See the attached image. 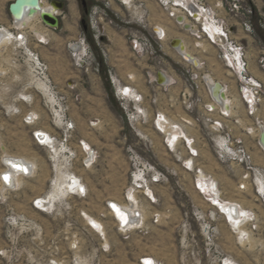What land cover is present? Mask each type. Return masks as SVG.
<instances>
[{
  "label": "rangeland",
  "instance_id": "obj_1",
  "mask_svg": "<svg viewBox=\"0 0 264 264\" xmlns=\"http://www.w3.org/2000/svg\"><path fill=\"white\" fill-rule=\"evenodd\" d=\"M59 1L64 2L58 14L60 26L42 30L45 32V38H40L43 42L32 32L40 31L37 21L36 25L33 22L29 25L27 33L30 48L49 67L53 95L36 88L38 77L25 47L11 40L0 46V159L5 147L9 154L35 161L38 169L34 178L21 181L19 191L9 194L6 201H0V247L6 242L4 217L12 209L36 220L49 242L59 240L62 264H140L143 256L153 257L158 264H215L220 255H230L242 264H264V242L260 235L264 229V191L261 189L263 196H256L248 182L246 190L239 189V184L244 183L242 167L232 162L223 163L218 158L214 142L218 133L209 120L217 118L218 113L206 110L213 102L205 85V75H211L227 87L233 103L232 112L225 120L229 132L233 137L245 139L255 163L262 168L264 151L259 145L257 121L264 122V106L255 118L247 117L236 78L222 65L214 46L180 28L154 0H130L127 6L110 0L106 6L116 24L101 20L105 56L94 41L91 28L88 32L83 30L82 0ZM92 1L91 7L102 0ZM249 1L255 9L256 34L254 39L248 38L249 56L254 64L258 48L264 47V0ZM12 2L14 0H0V22L4 20L6 26L10 25L8 7ZM71 3L76 5L77 14L70 25ZM155 26L166 29L165 37L154 38ZM84 37L91 48L86 51L84 47L83 53L72 55L69 47H74L76 42L83 43ZM135 37L151 42L154 58L134 51L132 40ZM175 38L186 41L188 50L200 58L202 68L193 67L176 52L171 46ZM200 43L202 47L198 46ZM82 61L81 67L79 62ZM147 70L156 77L162 72L171 82L157 87L151 83ZM115 80L117 84L112 82ZM130 85L143 96V114H139L137 120H130L128 113V109L134 110L137 105L122 99L120 93L123 87ZM32 112L36 114L34 123H27ZM158 114H164L165 118L164 127L159 124L163 118L157 122L159 131L155 124ZM183 119L192 123L185 125ZM66 122L74 125L69 132ZM175 122L183 124L182 133L195 140L199 152L193 168L185 160L190 155L183 138L172 147L165 142L168 127ZM35 130L48 132L56 140L55 147H39L33 138ZM89 148L94 151L90 165L85 163ZM131 157L141 164L155 166L164 177L153 186L156 202H141L138 196L136 198L143 209L141 228L122 234L107 212L106 202L123 200L134 170ZM199 170L211 194L217 184L225 200L236 201L243 207L248 221L258 218L259 229L254 235L247 221L243 226L246 232L237 233L241 243L237 242L227 219L216 213L208 196L198 189ZM62 174L80 180L87 188L86 196L71 194V188L65 185L55 203L47 206L45 212L48 213L32 210V199L41 194L48 196ZM155 215L160 216L158 223H155ZM90 218L101 222L105 234L101 233V226V234L88 227ZM208 223L220 233L218 245L211 247L210 255L201 235V226ZM74 240L79 241L76 251L71 249ZM26 243L34 244L24 242L18 248L20 252L28 248ZM0 264L18 263L0 258Z\"/></svg>",
  "mask_w": 264,
  "mask_h": 264
},
{
  "label": "built area",
  "instance_id": "obj_2",
  "mask_svg": "<svg viewBox=\"0 0 264 264\" xmlns=\"http://www.w3.org/2000/svg\"><path fill=\"white\" fill-rule=\"evenodd\" d=\"M103 1L107 2L104 3ZM127 1L128 0H116V2L122 6H127ZM132 1L133 0H131V2ZM154 1L165 12L168 18L180 26V28L214 46L217 57L222 65L236 78L239 97L245 106L246 116L249 118H255L258 112H262L264 106V47L258 48L254 64L251 61L248 49V38L254 39L256 34L254 27L255 9L253 4L249 0H216L214 3H210L207 0ZM110 3V0L98 1V3L90 7L88 14V25L92 30L93 39L104 56L106 55V51L102 45L104 37L101 30V20H107V22L112 25L116 24L115 18L109 15L110 10H108V7L106 6ZM185 27L189 28L185 29ZM7 30H11L12 33H18V30L10 29L4 24H0V31L6 33ZM194 30L195 33H192ZM152 31L154 33V38L160 40L159 33L156 30ZM244 33L248 36H242L245 35ZM29 41V36L25 32H19L14 38L15 43L27 49L28 60L33 66L38 80L52 86L47 63L43 61L35 50L29 48ZM38 41L43 42L40 38H38ZM82 41L86 51L91 48L86 42V37L82 38ZM132 45L134 51L143 52L149 58L155 57V50L152 48L151 42L147 39L142 41L141 38L135 37L132 40ZM69 49L72 55L76 56L75 46H70ZM90 54H92L91 50ZM80 59L81 58L78 57L79 61ZM83 65V61L79 62V66L82 67ZM200 66V68H202L203 64L201 63ZM146 74L151 83L157 87L165 85L158 84L156 74H153L151 70H147ZM193 76L194 78H198L197 74H193ZM201 79L203 80V76H201ZM112 82L117 84L116 80ZM167 84L168 83H166V85ZM120 93L122 99H126L134 103V105H137L134 110L128 109V113L131 115L130 120H137L138 117L140 119L139 114H143V109L141 108L143 96L139 90L130 85L123 87L120 90ZM211 109L212 107L208 105L206 110L209 113H218L217 118H212V120L209 118V120L212 121L211 126L216 133H218L217 137L214 139L215 151L218 158L223 163L232 162L241 166L243 169L241 180L244 183L248 182V184L250 183V185H252L254 192L257 194L256 196H263L261 189L264 188V168L255 163L253 152L245 139L241 136L233 137L230 134V128L225 121L229 116L226 113L220 112L218 109ZM162 115L164 114H158L156 118V129L158 128V120L163 118ZM26 122L31 123V117H29ZM235 123L238 124V119H235ZM238 125L241 126L242 124ZM65 127L66 131L69 132L74 128L73 122H66ZM241 128L244 130L242 126ZM173 132H175V130H173ZM47 134L48 133L43 130H35L33 132V138L39 147H46L48 145ZM165 136V142L168 147L175 146L176 143L182 139L180 134L172 136L169 132ZM52 139L55 138L52 137ZM186 146L190 149L191 153L195 154V152L191 150V145L188 141L186 142ZM131 153L134 154L132 151ZM8 156H5L3 153L0 159V186L6 189V195L3 198H0L1 202L6 201L8 195L12 192L19 191V179H32L36 176L38 171L37 165L35 166L36 171L33 173L34 168L32 164L26 163L19 158H14L13 156L7 158ZM131 158L134 164V170L131 173V183L125 188L123 200L117 202L124 203V205L130 204L131 197L134 194L139 197L141 202L142 200L152 203L156 202V194L153 186L162 181L164 174L158 171L155 166L144 165L141 164V162H138L136 160L137 158L135 160H133L134 157ZM5 176L8 177L7 180L5 179ZM78 183H80V180H78ZM69 187L71 188V194H74L77 197L86 196L87 188L85 185L78 186L72 184L71 186L69 185ZM197 187L202 191L199 182L197 183ZM239 189L246 190L247 188L241 183L239 184ZM45 196L46 195L41 194L32 199V210L40 214L48 213L45 212L47 209ZM221 196L222 197L219 199L221 204L216 206L218 207L216 212L221 218L225 219L226 216L228 218V223L231 226L228 217L230 213V204L228 200H225L222 192ZM215 205L217 204L213 201V206ZM223 206L226 207L223 209ZM106 209L112 217L114 214L116 219L114 217L113 219L116 222L118 230L122 234L138 230L143 224V222L136 224L135 221L129 219L123 221L120 212H118V208L115 206V202L112 200L106 202ZM231 209L234 210L233 208ZM232 212L234 214V211ZM254 215L256 216V214ZM139 217L140 213L139 211H136L134 219ZM159 217V215H155V223L159 222ZM212 220H215V218ZM3 223L5 226L6 242L4 246L0 247V258L8 261L11 260L13 263L18 264H62L59 240L52 239L49 242L44 238L43 227L36 220L30 218V216L26 214L18 213L11 209L10 211H7ZM257 223L258 218L256 221H248V229L253 235L255 233L254 231L259 229ZM88 224L90 229L101 234L100 229L93 222H88ZM231 229L236 236L237 242L241 243L236 230L233 227H231ZM201 233V235H203L202 241L209 247L207 250V254H209L211 247L213 245H218L217 241L220 235L219 230L211 223H208L201 226ZM260 235L264 242L263 228ZM243 237L246 238L245 235ZM24 242H32L34 244L31 246L29 243H26L28 248H26L23 253L20 252L18 248L24 244ZM78 244L79 241L74 240V243L71 244V249L74 251L78 250ZM149 262L150 264H158L157 260L151 256H143L140 258V264H149ZM214 262L215 264H242L230 255H220Z\"/></svg>",
  "mask_w": 264,
  "mask_h": 264
},
{
  "label": "bare ground",
  "instance_id": "obj_3",
  "mask_svg": "<svg viewBox=\"0 0 264 264\" xmlns=\"http://www.w3.org/2000/svg\"><path fill=\"white\" fill-rule=\"evenodd\" d=\"M16 0H14L15 2ZM129 1H127L126 4H129ZM12 2V3H14ZM71 2V1H70ZM34 4V1L32 2H29V0H20L17 5H15V7H13V15L11 14L12 16V22H11V26L8 27L10 29H16L18 30V33L19 32H25V33H29L30 32V24L32 23V20L35 19V18H38L39 17V22L40 23H43L40 16H39V11L36 10V7H31V5ZM35 4L39 7V9H43V10H46L48 12H54V15L55 16H58L59 14V9L55 8L51 1L50 2H46L45 0H39V2H35ZM260 7V5H259ZM8 10H9V7H8ZM36 13V14H35ZM76 14H77V7L75 4H70L69 5V16H68V23L71 25L73 23V21L75 20L76 18ZM15 17L18 18V20H22L21 22H23V24H20L21 22H17ZM59 17V16H58ZM28 23V24H27ZM29 27L27 28L26 25ZM44 24V23H43ZM45 26H47L46 24H44ZM48 27V26H47ZM50 28V27H48ZM186 28H189V27H185ZM28 30V32H27ZM153 30H156L160 37H165V34H166V29L161 27V26H155L153 28ZM34 35H37L39 38H41L39 36V34H37L36 32L38 31H32ZM18 33H12L11 30H7L6 33H3L2 31H0V46H4L8 41H12L14 42V38L15 36H17ZM192 33H195V30L192 31ZM159 37V38H160ZM177 39L176 41V45H181V48H174L180 55L181 57L187 61V62H190L194 67H199L200 64H199V61L198 59L188 50L187 48V44H186V41L182 40L181 38H175ZM75 51L76 52H81L83 53L84 52V46L82 44V42H76L75 44ZM198 45V44H197ZM198 46L202 47V44L200 43ZM29 47V46H28ZM179 47V46H178ZM30 48V47H29ZM31 49V48H30ZM32 50V49H31ZM165 79H167L166 83L169 82V78L167 77L166 74L163 73V75H160V77L158 76L157 74V82H159L158 84L160 83H165ZM206 83L208 84L209 89L211 92V96L212 98L215 100L214 103L210 104L209 106L212 107L211 110H216L218 109L220 112H223V113H231L232 112V109H233V103H232V100L228 97L226 91H227V87L226 88H223L222 84L218 81H215L214 78L209 75V76H205L204 77ZM38 86V87H37ZM36 88L41 90L42 92H45L46 95H53L54 94V91H53V87L52 86H49L47 85L46 83H44L43 81H40L38 80L37 83H36ZM216 102V103H215ZM33 115H36L35 113L32 112V115H31V123H34V117ZM181 121V120H180ZM183 122L184 123H187L185 125H188V124H191L192 122L188 119H183ZM164 123H165V118H163V120L161 121L160 126L161 127H164ZM258 127H259V130H260V136L258 138L259 140V145L261 146V149L264 151V144L261 143L260 141V137H261V133H262V130L264 128V125L261 124V123H258L257 124ZM181 126L183 127L184 125H180L178 122H175V123H171V125L168 127V130H167V133L169 132L170 135H174V136H177L178 134L181 135V138H183L185 141V143L188 141L190 143V148L193 152H195V154L191 153L190 152V149H188L189 151V155L185 160L187 162V164L193 168L195 167V157H198V149L195 147V140L193 137H190L187 133H182V129H181ZM158 129L161 130L158 126ZM184 129V127H183ZM173 130H175V132H173ZM252 130V129H251ZM48 133V132H47ZM166 133V134H167ZM252 133V132H251ZM171 136V137H172ZM55 139H52V136L48 133L47 134V142H48V147L50 145H53V147H55ZM263 141H264V136H263ZM215 142V141H214ZM90 149V150H89ZM87 154V158H85L86 160V164H89L92 163L93 161V158H94V151H91L92 148H89ZM176 149V147H175ZM174 149V151H175ZM2 151L3 153L5 154V156H13L14 158H19L21 159L22 161L26 162V163H30L33 165V168H34V171L33 173H35L36 169H35V166L37 165V163L35 164V161L29 159L28 157L26 156H19V155H12V154H9L6 150L5 147H2ZM9 156L7 158H9ZM88 165V166H89ZM200 175V176H199ZM199 179H198V182L200 183V187L202 189V193L203 194H206L208 196V199L210 201H212V206H213V201L216 202L217 205H215V210L217 209L218 210V205L221 204V202L219 201V199L222 197L221 196V190L219 189V186L216 184V186H214V189L212 190L211 189V192L212 194L210 193V188L208 186V184L205 182V181H202V177H204V174H202V171L199 170ZM64 177V179L62 178ZM19 183L18 185L21 184V181L22 179H19L18 180ZM215 182V181H214ZM217 183V182H216ZM247 183V182H245ZM245 183H242L244 184V186L246 187ZM78 185V186H82L81 183H78V180L75 176H64L63 174L59 177L57 183L55 184V187L54 189L50 192V194H48V196L45 197L46 199V207L47 206H52L55 201L57 200V198L59 197V194H60V190L63 186H67V185ZM241 184V183H240ZM199 189V188H198ZM263 191H264V188H262ZM6 195V189L2 186H0V198H3L4 196ZM136 194H134L132 197H131V200H130V204H126L124 205V203H119L117 202L116 200H112L115 202V206L118 208V212H120L121 216H122V219L123 221H127L128 219L129 220H132V221H135L136 224H138L139 222H143V217L144 216H141L142 214V206H140L138 204V200L136 201ZM229 208H230V213L228 215L229 217V220H230V223H231V226L237 230V233H240V234H243L246 232L245 228H243V226L245 225V223L249 220V217H248V214L247 212L243 209V207L238 204V202H234V201H229ZM226 206H223V209L225 208ZM231 208H233L234 210H232ZM136 211H139L140 213V217L137 218V219H134L135 218V213ZM234 211V214L233 212ZM144 213V211H143ZM217 213V212H216ZM212 215H215L216 214H212ZM113 217L115 218L114 214H113ZM116 219V218H115ZM225 219H227V222H228V218L225 216ZM89 222H93L96 226H98L99 229L100 226L102 227L101 229V233L105 234L104 230H103V226L101 224V222L97 221L96 219L94 218H90ZM107 242V241H106Z\"/></svg>",
  "mask_w": 264,
  "mask_h": 264
},
{
  "label": "water",
  "instance_id": "obj_4",
  "mask_svg": "<svg viewBox=\"0 0 264 264\" xmlns=\"http://www.w3.org/2000/svg\"><path fill=\"white\" fill-rule=\"evenodd\" d=\"M20 0H16L14 3H11L10 5H9V12L13 15V7H15V5H17V3L19 2ZM32 1H34V4H32L31 5V7L33 8V7H36V10L37 11H39V16H40V18H41V20H42V22L44 23V24H46L48 27H50V28H58L59 26H60V19H59V17L58 16H55L54 15V12H48V11H46V10H41V9H39V7L35 4V2H39V0H29V2H32ZM51 3H52V5L55 7V8H57V9H59V10H61V9H63L64 8V2L63 1H59V0H52L51 1ZM81 3H82V5H83V7L86 9V11H87V1L86 0H82L81 1ZM36 14V13H35ZM84 28L86 29L87 28V26L86 25H84ZM177 39H174L172 42H171V46L172 47H174V48H181V45H176L177 43V41H176ZM179 46V47H178ZM160 75H163V73L162 72H159L158 73V76L160 77ZM166 81H167V79H165V83H163V84H166ZM159 83V82H158ZM160 84H162V83H160ZM263 136H264V128H263V130H262V133H261V137H260V141H261V143L262 144H264V141H263Z\"/></svg>",
  "mask_w": 264,
  "mask_h": 264
},
{
  "label": "crops",
  "instance_id": "obj_5",
  "mask_svg": "<svg viewBox=\"0 0 264 264\" xmlns=\"http://www.w3.org/2000/svg\"><path fill=\"white\" fill-rule=\"evenodd\" d=\"M8 14H9V18H10V25L9 26H7V27H10L11 26V22H12V16H11V14L9 13V10H8ZM15 19H16V21L17 22H21L22 20H18V18L17 17H15ZM37 21V23H39L40 25H41V27L39 26V30L40 31H38V32H36L37 34H39V36L41 37V38H45V32H43L44 30H46L48 27L47 26H45L43 23H40L39 22V17L38 18H35V19H33L32 20V22L33 23H35ZM1 24H6V22L3 20L2 22H0ZM20 24H23V22H21ZM28 24V23H27ZM26 25V24H25ZM35 25H36V23H35ZM6 26V25H5ZM43 26V27H42ZM26 27L27 28H29L27 25H26ZM75 27V26H74ZM43 30V31H42ZM73 30H75V28H73ZM72 30V31H73ZM245 35H242V36H248L246 33H244ZM177 52V51H176ZM178 53V52H177ZM179 54V53H178ZM197 59H198V61H199V64L201 65V61H200V58L199 57H196ZM201 66H199V68H200ZM206 76V75H205ZM169 78V77H168ZM214 80L216 81V79L214 78ZM171 82V78H169V82L168 83H170ZM218 82H220V81H218ZM221 84H222V82H220ZM206 86H207V90H208V93H209V95H210V97H211V99H212V102L214 103V99L212 98V96H211V92H209L210 91V89H209V87L210 86H208V84L206 83L205 84ZM222 86H223V88H226V86L224 85V84H222ZM226 93H227V95H228V92L226 91ZM229 97V96H228ZM216 103V102H215ZM263 121V120H262ZM262 121H260V120H258L257 121V124L258 123H261V124H263L264 125V122H262Z\"/></svg>",
  "mask_w": 264,
  "mask_h": 264
},
{
  "label": "trees",
  "instance_id": "obj_6",
  "mask_svg": "<svg viewBox=\"0 0 264 264\" xmlns=\"http://www.w3.org/2000/svg\"><path fill=\"white\" fill-rule=\"evenodd\" d=\"M87 1V11H86V9L82 6V3L80 2V5H81V8H82V16L84 17H82V21H84V25H86L87 26V28L85 29L84 28V25H83V30L85 31V32H88V30L90 29V27H89V25H88V19H87V16H88V14H89V11H90V7H91V4H92V2H94V1H92V0H86Z\"/></svg>",
  "mask_w": 264,
  "mask_h": 264
},
{
  "label": "snow or ice",
  "instance_id": "obj_7",
  "mask_svg": "<svg viewBox=\"0 0 264 264\" xmlns=\"http://www.w3.org/2000/svg\"><path fill=\"white\" fill-rule=\"evenodd\" d=\"M5 179L7 180V179H8V177H7V176H5ZM149 264H150V262H149Z\"/></svg>",
  "mask_w": 264,
  "mask_h": 264
}]
</instances>
